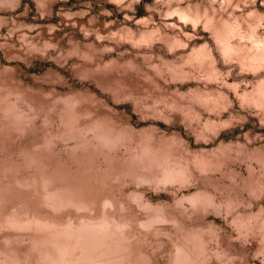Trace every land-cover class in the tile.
Masks as SVG:
<instances>
[{
  "label": "rangeland",
  "instance_id": "rangeland-1",
  "mask_svg": "<svg viewBox=\"0 0 264 264\" xmlns=\"http://www.w3.org/2000/svg\"><path fill=\"white\" fill-rule=\"evenodd\" d=\"M0 264H264V0H0Z\"/></svg>",
  "mask_w": 264,
  "mask_h": 264
}]
</instances>
